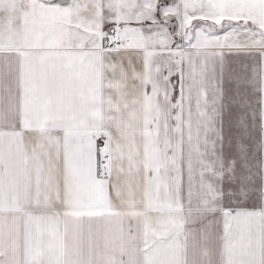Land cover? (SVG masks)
Instances as JSON below:
<instances>
[{
  "label": "snow or ice",
  "instance_id": "obj_1",
  "mask_svg": "<svg viewBox=\"0 0 264 264\" xmlns=\"http://www.w3.org/2000/svg\"><path fill=\"white\" fill-rule=\"evenodd\" d=\"M0 264H264V0H0Z\"/></svg>",
  "mask_w": 264,
  "mask_h": 264
}]
</instances>
